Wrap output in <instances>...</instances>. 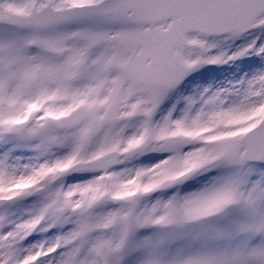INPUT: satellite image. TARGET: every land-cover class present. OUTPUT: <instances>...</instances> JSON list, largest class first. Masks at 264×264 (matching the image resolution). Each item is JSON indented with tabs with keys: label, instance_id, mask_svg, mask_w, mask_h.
Instances as JSON below:
<instances>
[{
	"label": "snow or ice",
	"instance_id": "6c2138e0",
	"mask_svg": "<svg viewBox=\"0 0 264 264\" xmlns=\"http://www.w3.org/2000/svg\"><path fill=\"white\" fill-rule=\"evenodd\" d=\"M0 264H264V0H0Z\"/></svg>",
	"mask_w": 264,
	"mask_h": 264
},
{
	"label": "rangeland",
	"instance_id": "374dc122",
	"mask_svg": "<svg viewBox=\"0 0 264 264\" xmlns=\"http://www.w3.org/2000/svg\"><path fill=\"white\" fill-rule=\"evenodd\" d=\"M247 59V58H246ZM207 67H213V68H215V67H217V66H207ZM222 67H228L227 65H225V66H222Z\"/></svg>",
	"mask_w": 264,
	"mask_h": 264
}]
</instances>
